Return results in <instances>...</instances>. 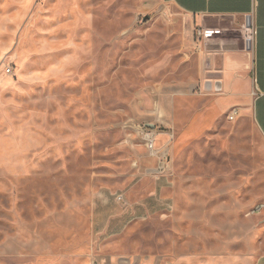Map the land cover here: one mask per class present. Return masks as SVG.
<instances>
[{
  "label": "rangeland",
  "instance_id": "rangeland-1",
  "mask_svg": "<svg viewBox=\"0 0 264 264\" xmlns=\"http://www.w3.org/2000/svg\"><path fill=\"white\" fill-rule=\"evenodd\" d=\"M199 52L162 0H0V264L264 256V140Z\"/></svg>",
  "mask_w": 264,
  "mask_h": 264
},
{
  "label": "crops",
  "instance_id": "crops-1",
  "mask_svg": "<svg viewBox=\"0 0 264 264\" xmlns=\"http://www.w3.org/2000/svg\"><path fill=\"white\" fill-rule=\"evenodd\" d=\"M162 1L186 16L188 40L200 50L203 97L213 100L214 109L223 115L238 108V120L249 117L264 140V0ZM247 23L255 32L252 50L244 44L242 30ZM198 28L212 31L213 37L196 38ZM160 135L157 149L165 139ZM159 153L156 172L167 158L165 151ZM256 264H264V256Z\"/></svg>",
  "mask_w": 264,
  "mask_h": 264
},
{
  "label": "built area",
  "instance_id": "built-area-1",
  "mask_svg": "<svg viewBox=\"0 0 264 264\" xmlns=\"http://www.w3.org/2000/svg\"><path fill=\"white\" fill-rule=\"evenodd\" d=\"M243 34H244V44L246 50H252L255 44V32L254 28L251 27L250 23H247L243 26ZM196 38H201L207 41L213 37L212 31L202 30L201 28L196 29L195 31ZM240 111L238 108H233L230 111L228 116L231 122L236 121L239 118ZM143 140L145 141L146 148L150 152L151 155L158 157L160 155L159 150L156 147L157 137L161 132H159L156 128L152 129L148 125H144L143 128L140 129ZM168 137L170 140L174 139V135L172 133H168Z\"/></svg>",
  "mask_w": 264,
  "mask_h": 264
},
{
  "label": "water",
  "instance_id": "water-1",
  "mask_svg": "<svg viewBox=\"0 0 264 264\" xmlns=\"http://www.w3.org/2000/svg\"><path fill=\"white\" fill-rule=\"evenodd\" d=\"M150 128L154 129L155 125L147 124Z\"/></svg>",
  "mask_w": 264,
  "mask_h": 264
}]
</instances>
